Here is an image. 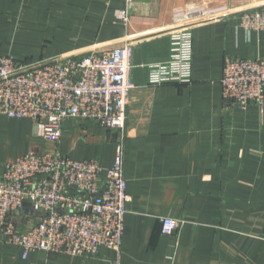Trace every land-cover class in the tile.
Segmentation results:
<instances>
[{"label": "crops", "instance_id": "1", "mask_svg": "<svg viewBox=\"0 0 264 264\" xmlns=\"http://www.w3.org/2000/svg\"><path fill=\"white\" fill-rule=\"evenodd\" d=\"M123 7L124 0H0V55L35 62L128 39L135 84L122 140L129 200L119 252L24 257L0 239V264H264V101L238 109L222 100L220 85L226 56L264 59V30L240 25L242 10L264 0H134L127 23L115 15ZM186 27L190 82L148 83V66L169 57V34ZM61 127L60 153L97 159L104 175L117 133L82 119ZM44 147L31 120L0 114V172ZM164 216L180 221L175 232L161 233Z\"/></svg>", "mask_w": 264, "mask_h": 264}, {"label": "built area", "instance_id": "2", "mask_svg": "<svg viewBox=\"0 0 264 264\" xmlns=\"http://www.w3.org/2000/svg\"><path fill=\"white\" fill-rule=\"evenodd\" d=\"M133 1L124 0L115 11L124 23ZM240 25L264 30V7L242 10ZM169 39L167 60L148 66L150 84L191 80V29L174 30ZM132 53V43L124 39L105 49L35 62L0 55V114L31 120L45 143L5 163L0 172V239L19 247L24 257L36 250L83 258L94 257L100 247L119 252L129 200L122 140L128 95L135 87ZM220 85L223 101L241 110L249 104L261 108L264 59L226 56ZM68 119L117 133L114 159L104 175L97 159L60 153L61 125ZM179 225L164 216L161 233L171 234Z\"/></svg>", "mask_w": 264, "mask_h": 264}, {"label": "water", "instance_id": "3", "mask_svg": "<svg viewBox=\"0 0 264 264\" xmlns=\"http://www.w3.org/2000/svg\"><path fill=\"white\" fill-rule=\"evenodd\" d=\"M25 206H26V204H25Z\"/></svg>", "mask_w": 264, "mask_h": 264}]
</instances>
